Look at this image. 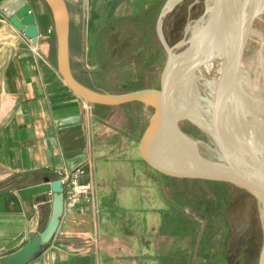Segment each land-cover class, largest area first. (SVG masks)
<instances>
[{
  "label": "crops",
  "instance_id": "crops-1",
  "mask_svg": "<svg viewBox=\"0 0 264 264\" xmlns=\"http://www.w3.org/2000/svg\"><path fill=\"white\" fill-rule=\"evenodd\" d=\"M26 4L35 38L10 22ZM52 26L43 0H0V257L38 234L50 215V193L29 201L18 190L82 167L79 180L92 182V199L65 203L55 235L28 264H190L189 244L165 230V185L131 141L111 140L112 106L82 100L61 78Z\"/></svg>",
  "mask_w": 264,
  "mask_h": 264
},
{
  "label": "rangeland",
  "instance_id": "rangeland-1",
  "mask_svg": "<svg viewBox=\"0 0 264 264\" xmlns=\"http://www.w3.org/2000/svg\"><path fill=\"white\" fill-rule=\"evenodd\" d=\"M64 1L74 74L85 83L112 93L159 88L166 53L158 41L155 22L166 0L152 4V0ZM211 1L180 0L164 15L162 31L168 44L175 46L176 53L188 45L177 46L181 40L192 37V26L205 9L212 6ZM206 20L207 16L204 22ZM209 59L211 61L201 64L195 73L202 77L198 83L202 99L213 102L216 90L210 81L218 82L224 56ZM241 63L247 72V81H251L252 87L264 99V14L253 21ZM232 86V92L238 89L236 82ZM178 99L180 101L181 97ZM229 109L231 107L226 105L221 110ZM241 110L235 113L264 126L261 113H250L242 106ZM107 111L109 116L105 118V125L111 128L109 132L115 131V138L111 140L118 143L131 141L133 154H138L142 161L138 143L154 107L130 102L112 106ZM178 126L196 140L214 146L212 138L199 130L191 119L183 117ZM198 151L202 152V149L198 147ZM162 156L172 159L167 154ZM148 168L150 176L158 180L159 188L165 185V194L160 193L165 207L164 220L170 221L166 222L165 230L172 231L179 240L189 244L190 264H259L264 245L263 201L234 185L177 181L179 179L163 178ZM149 195H156L155 188L150 189Z\"/></svg>",
  "mask_w": 264,
  "mask_h": 264
},
{
  "label": "water",
  "instance_id": "water-1",
  "mask_svg": "<svg viewBox=\"0 0 264 264\" xmlns=\"http://www.w3.org/2000/svg\"><path fill=\"white\" fill-rule=\"evenodd\" d=\"M43 1L52 17L53 26L50 30V35L54 42L58 72L67 87L76 96L88 103L97 105L115 106L130 102H142L154 107V111L138 143L140 156L151 169L172 178L225 182L248 191L264 202V165L261 169H255L244 167L234 161H228L223 150L222 152L217 150L216 137L212 133L210 126L212 125L211 123H216L217 121L213 116L206 123L193 121L199 130L205 132L207 137L210 136L212 138L213 147L208 142L196 140L183 132L178 126V121L184 116L182 117L178 114L173 97V89L182 75L192 71L201 64L211 61L209 58H195L196 60L191 66L185 70L180 69L183 64L188 62L190 53H193V55L198 54L196 41L203 30L207 27L213 29V32L215 31L218 24L215 22L214 16L219 13L220 7L224 4V8L228 10L236 26V45L233 49L224 50V63L218 78L217 90L213 97L214 106L208 107V112L211 114L212 111L221 110L226 105H229L236 112H242L241 102L233 96L231 90L233 86L231 87L229 82L232 79L230 74L231 70H236V67H239L242 71L245 70L241 63V57L249 39L254 19L264 14V0H261L260 5L252 12L246 11L248 0H240L239 2L237 0H213L210 10L207 11V7L192 26V37L187 40H181L177 44V46L188 44L179 53L174 51L175 46L169 45L166 41L162 31V18L180 0H166L160 8L155 22L158 41L166 53V61L159 76V88H142L119 93L86 86L75 77L70 60L69 20L66 3L64 0ZM205 16H207V20L204 22ZM10 22L28 38L38 36L34 14L28 4L16 11L10 17ZM206 22V26L201 25ZM237 88L239 87L237 86ZM236 90L234 92L238 94L240 91ZM164 132H167L182 146L184 145L187 157L186 162L176 163L162 155L157 156L155 146L157 145V140ZM198 142H202L212 152L207 153L205 149L199 146ZM198 147L202 149V152L198 151ZM200 154H206L209 158L202 159ZM45 193L51 194L50 215L45 226L18 250L1 256L0 264L30 263L40 254L43 246L55 235L65 206L64 187L61 181L59 179L54 181L45 180L18 190L20 197L29 201L34 195ZM259 264H264V245L260 254Z\"/></svg>",
  "mask_w": 264,
  "mask_h": 264
},
{
  "label": "bare ground",
  "instance_id": "bare-ground-1",
  "mask_svg": "<svg viewBox=\"0 0 264 264\" xmlns=\"http://www.w3.org/2000/svg\"><path fill=\"white\" fill-rule=\"evenodd\" d=\"M211 2L213 3V0ZM260 3L261 0H248L246 11L252 12ZM209 10L210 6H208L207 11ZM226 11L228 12L223 4L220 7L219 13L214 16L215 22L218 24L215 31L213 32V29L207 27L203 30L196 41L198 54L193 55V53H190L188 55V62L183 64L180 68L181 70H185L191 66L196 59L211 58L216 55L224 56V50L235 48L236 26L231 16L229 14L226 15ZM206 24L207 22L201 25L206 26ZM196 68L182 75L173 89V97L178 114L194 122L201 121L202 123H206L213 116L217 121L216 123L210 122L212 124L210 126L212 133L216 137L217 150H221V152L223 150L228 161H234L248 168L261 169L264 165V126L254 120H245L231 109L226 112L224 110H214L209 114L208 107L214 106V104L208 98L202 99L198 86V83L202 81V77L195 73ZM245 73L247 72L245 70L242 71L239 67H236V70H231L232 79L229 81L231 87L232 83L236 82L239 87L237 91H240L238 94L237 92H232L233 96L250 113L257 111L264 116V99L252 87L251 81H247ZM217 83V81H210L215 90H217ZM192 86L196 91L191 90ZM179 97H181L180 101ZM156 144L155 148L158 157L159 155L167 154L172 157L171 160L173 162L180 163L187 161L184 145L179 144L167 132L162 133ZM198 144L207 153L212 152L202 142H198ZM200 156L202 159L209 158L206 154H200Z\"/></svg>",
  "mask_w": 264,
  "mask_h": 264
},
{
  "label": "built area",
  "instance_id": "built-area-1",
  "mask_svg": "<svg viewBox=\"0 0 264 264\" xmlns=\"http://www.w3.org/2000/svg\"><path fill=\"white\" fill-rule=\"evenodd\" d=\"M84 173L85 169L82 167L58 172L59 180L64 187L66 204L74 205L79 201L89 202L92 199V182L79 180V177Z\"/></svg>",
  "mask_w": 264,
  "mask_h": 264
},
{
  "label": "trees",
  "instance_id": "trees-1",
  "mask_svg": "<svg viewBox=\"0 0 264 264\" xmlns=\"http://www.w3.org/2000/svg\"><path fill=\"white\" fill-rule=\"evenodd\" d=\"M151 1V0H150ZM153 2H150V4H152V3H154V2H156V1H158V0H152ZM75 75V77L79 80V81H81L83 84H85L86 86H89V87H92V88H97V87H95V86H93V85H90V84H87V83H85L84 81H82V79L78 76V75H76V74H74ZM98 89V88H97ZM101 107H107V106H105V105H100ZM158 173V172H157ZM160 174V173H159ZM162 177H164V178H167V179H173V180H177L178 178H172V177H168V176H164V175H162V174H160ZM183 180H195V181H206V180H196V179H179V180H177V181H183ZM206 182H211V183H215V184H219V185H222V186H229L230 184H228V183H225V182H212V181H206ZM241 189V188H240ZM243 191H245L244 189H242Z\"/></svg>",
  "mask_w": 264,
  "mask_h": 264
}]
</instances>
